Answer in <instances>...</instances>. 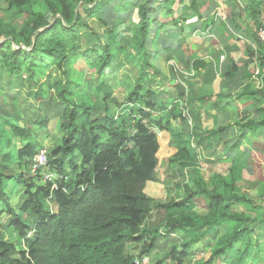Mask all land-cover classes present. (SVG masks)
<instances>
[{"label":"trees","instance_id":"trees-1","mask_svg":"<svg viewBox=\"0 0 264 264\" xmlns=\"http://www.w3.org/2000/svg\"><path fill=\"white\" fill-rule=\"evenodd\" d=\"M3 1L22 19L6 21L0 15V78L26 73L35 85L33 76L56 69L51 96L40 106L48 104L56 115L57 136L46 151L47 171L58 177L42 182L29 175L32 155L45 148L35 150L31 139L21 148L15 145L12 134L24 137L26 130L11 120L16 97L0 89V216H7L4 227L0 224V264H135L136 255L149 256L177 242V234L183 249L173 245L164 261L264 264V249H258L264 207L243 191L239 161L217 163L209 182L195 175L191 184L176 183L179 193L171 199L146 193L147 183L157 181L159 131L171 135L176 150L168 163L181 167L179 173L197 159L192 132L170 126L171 119L185 122L178 107L170 102L169 109L151 84H143L152 68L144 48L147 8L140 9L138 26L130 30L129 52L121 45L120 30L109 27L96 10L86 9V19L80 14L78 7L88 0ZM119 53L136 54L140 63L135 82L125 85L123 101L108 84L117 78L110 69ZM80 60L87 71H78L79 79L89 72L94 82L77 79L73 65ZM39 107L32 121L43 134L52 121ZM14 162L25 171L13 173ZM16 186H23L17 205ZM216 231L221 234L209 257L191 258V250H202L205 237ZM130 244L134 249L127 248Z\"/></svg>","mask_w":264,"mask_h":264},{"label":"crops","instance_id":"crops-1","mask_svg":"<svg viewBox=\"0 0 264 264\" xmlns=\"http://www.w3.org/2000/svg\"><path fill=\"white\" fill-rule=\"evenodd\" d=\"M143 6L148 21L144 48L154 69L148 70L149 79L145 77L143 84H151L163 103L171 102L180 110L185 122L171 119V128L192 132L199 157L196 167L205 165L212 174L217 163L239 161L243 191L263 208L264 43L256 30L264 4L260 0H88L78 9L83 17L86 9L96 10L109 27L120 30L121 45L132 52L130 30L137 28ZM126 67L128 71H122ZM139 70L136 54L119 53L112 62L110 71L120 79L108 84L120 101L126 83H134ZM157 135L159 165L163 147L167 162L176 149L170 145L169 132ZM156 178L159 181L157 167Z\"/></svg>","mask_w":264,"mask_h":264},{"label":"rangeland","instance_id":"rangeland-1","mask_svg":"<svg viewBox=\"0 0 264 264\" xmlns=\"http://www.w3.org/2000/svg\"><path fill=\"white\" fill-rule=\"evenodd\" d=\"M36 7L37 9L40 8L39 5H37ZM0 15L6 21H8L9 19H17V20L22 19L21 17L16 16V12H14L11 9H7V6L3 0H0ZM89 21L92 26L94 27L97 26L94 21L92 20H89ZM73 68H74V71L76 72L83 71V69L87 71L86 64L83 60L76 62L73 65ZM122 71H128V67L124 68ZM79 72L76 76L77 79H79L78 77ZM88 74L89 72H86V75L81 77L79 80L81 81V80L90 78L91 81L94 82V76H89ZM112 74L117 75L116 71H113ZM119 74H121V72H119ZM56 76H57L56 69L53 67V68H48L46 70L45 76H36V75L33 76V79L36 81L35 85L30 84L29 82L30 77L26 73H23L21 76H16L13 79L4 78V77L0 78V89L2 90V93H4L8 98L11 96H15L18 102V106H17L18 109L14 112L13 116L11 117V120L18 129L26 130V136L24 137L20 136L18 133L12 134L14 143L18 148L23 147L29 139H31L33 143L36 144L35 150L39 148H45L46 150H48L53 145L54 140L57 136V129L54 127V123H55L54 119L56 115H53V110L48 107V104H43V108H42L40 106V103L45 101L47 97L51 96L50 94L53 91L51 86ZM119 76L120 75H118L117 77L119 78ZM38 107L41 109L42 113L43 114L46 113L52 121L49 124V128H47V130H45L43 134L39 133L40 131L36 128V124H34L32 121V118H35L37 112L39 111ZM112 112H116V110L113 109ZM163 144L164 146H166V143H163ZM161 151L162 152L160 154V158L162 159V161L159 162L160 164L157 166V175H158L159 181L148 182L151 184L146 189V193L154 197V199H166V197H168L169 195L172 196L173 194H175L176 196L179 193L178 192L179 190L175 188L176 183H180V181L181 182L188 181L187 183L191 184L192 183L191 179H193L195 175L201 174L207 179L209 175L211 174V170L209 171V168H206L205 165H204V168L203 166H201V168L199 166V169L198 167H196L197 165H194L193 168L185 169L184 173H179V171H181V167H179L176 164H173V163L171 164L167 162L166 156L168 155V153L166 151V147H163ZM34 155L35 153L32 155V157ZM168 157L170 158L171 156H168ZM197 159H199L198 155H197ZM28 161H29L28 158L25 159V163H24L25 167L26 165L30 164ZM29 169L30 171L28 173L30 176L39 177V181H42V182L46 181L44 179V174L48 172L47 169L44 171L39 170L37 172L33 171L32 167H30ZM196 170L198 172H196ZM24 171H25V168L23 166H21L20 168H17L16 162L12 164L13 173L21 174ZM206 181L209 182L210 180L207 179ZM21 189H23V186H16L15 188H13L12 198H13V202L15 203V205L18 204L23 194V190ZM198 206H199V209L202 210L201 207L203 206V203H199ZM49 207L52 210L56 209V206L52 203H49ZM6 221H7V216L1 215L0 224L2 227H4ZM220 234H221L220 231H216L214 233L207 235L204 239V241H206V244L204 243L202 250L201 249H196L197 251L191 250V258L197 261L206 260L210 255V250H212V246L214 247L217 237ZM31 237H32V234L29 235L30 239ZM262 237L263 238L259 241L258 249L259 248L264 249V236ZM6 238L16 243V238L14 235H7ZM175 239L177 242L166 244L162 247L161 250H157L151 253L149 255L150 264H174L173 262L169 260L164 261V256L166 253H169V251H171V249L173 248V245H176L178 249H183V246L181 245V241H182L181 235L177 234V236H175ZM161 242H163V240H161ZM240 245H241L240 243H235V247H240ZM133 247L134 245L130 244L128 246V249L129 250L134 249ZM137 252L138 250L135 249L133 253L135 254ZM184 264H192V262L191 261L189 263L185 262ZM212 264H219V262L215 261ZM255 264H262V263H255Z\"/></svg>","mask_w":264,"mask_h":264},{"label":"built area","instance_id":"built-area-1","mask_svg":"<svg viewBox=\"0 0 264 264\" xmlns=\"http://www.w3.org/2000/svg\"><path fill=\"white\" fill-rule=\"evenodd\" d=\"M264 4V0H260ZM256 35L261 43H264V11L261 16L260 23L256 30ZM31 167L33 171L47 169L48 159L46 149L38 150L31 159ZM58 177L54 172H47L44 174L45 180H54ZM135 264H150V257L148 255H136L134 258Z\"/></svg>","mask_w":264,"mask_h":264}]
</instances>
